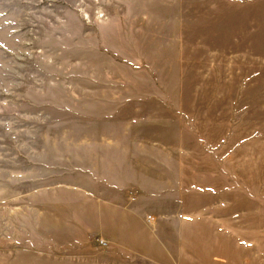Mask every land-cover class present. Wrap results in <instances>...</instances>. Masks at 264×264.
<instances>
[{
    "label": "rangeland",
    "instance_id": "rangeland-1",
    "mask_svg": "<svg viewBox=\"0 0 264 264\" xmlns=\"http://www.w3.org/2000/svg\"><path fill=\"white\" fill-rule=\"evenodd\" d=\"M132 31L140 65L110 51L124 46L132 57L123 35ZM177 35L186 37L173 61L189 60L187 69L155 53ZM184 90L205 101L187 106L176 97ZM150 94L220 110L221 127L205 124V136L240 187L230 198L237 214L220 216L236 222V264H264V0H0V264H71L54 242L70 232L61 205L86 185L88 139ZM119 102L124 118L109 116Z\"/></svg>",
    "mask_w": 264,
    "mask_h": 264
},
{
    "label": "crops",
    "instance_id": "crops-1",
    "mask_svg": "<svg viewBox=\"0 0 264 264\" xmlns=\"http://www.w3.org/2000/svg\"><path fill=\"white\" fill-rule=\"evenodd\" d=\"M123 35L132 57L124 46L111 53L140 65V55L135 52L141 40L133 31L132 35ZM185 37H170L175 39L156 47L155 53L161 54L162 49L160 60L167 62L165 57H171L173 61L182 52L177 48L178 39ZM210 51L213 52L209 47ZM176 63L187 69L190 61L180 58L164 64L170 68ZM177 79L185 83L183 78ZM93 80L88 76L89 83L98 84ZM116 81L109 79L108 84L113 87L116 83L111 82ZM122 81V86L134 85L130 79ZM158 95L150 94L137 101L132 116L116 120L112 117L99 136L88 139L86 185L77 186L69 204L61 205L62 213L66 214L67 209L70 212L62 215L70 232L54 242L58 251L55 253L63 257L68 254L71 264H236V222H224L220 212L223 208L237 214L236 202L230 198L240 188L239 179L222 174L219 142L215 145L205 136V124L215 131L221 127V112L206 107L191 111L187 106L205 101V94L199 92L188 98L185 90L176 94L179 100L189 103L181 107L176 105L174 95ZM210 95L209 102L220 97ZM140 102L155 106L157 115H142ZM120 103L123 102L109 116L124 118L119 114ZM225 123L230 124L227 120ZM153 127L155 132L150 131ZM208 163L210 169L205 168ZM191 168L194 177H188ZM147 215L156 219L152 226L145 220ZM97 238L105 239L108 248H101Z\"/></svg>",
    "mask_w": 264,
    "mask_h": 264
},
{
    "label": "built area",
    "instance_id": "built-area-1",
    "mask_svg": "<svg viewBox=\"0 0 264 264\" xmlns=\"http://www.w3.org/2000/svg\"><path fill=\"white\" fill-rule=\"evenodd\" d=\"M132 199H134V198H132ZM145 220H146V222L148 223V224H153V222L155 221V218L154 217H152L151 215H147V217L145 218ZM96 242L99 244V246L101 247V248H108V242L105 240V239H103V238H97L96 239Z\"/></svg>",
    "mask_w": 264,
    "mask_h": 264
}]
</instances>
